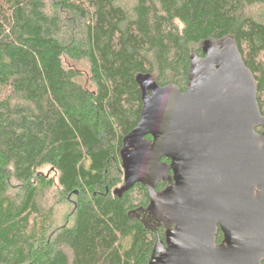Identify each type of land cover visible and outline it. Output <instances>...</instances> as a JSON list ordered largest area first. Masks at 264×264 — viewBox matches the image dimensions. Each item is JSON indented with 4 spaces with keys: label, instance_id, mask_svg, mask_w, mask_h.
<instances>
[{
    "label": "trees",
    "instance_id": "16d2710c",
    "mask_svg": "<svg viewBox=\"0 0 264 264\" xmlns=\"http://www.w3.org/2000/svg\"><path fill=\"white\" fill-rule=\"evenodd\" d=\"M227 39L264 116V0H0V264H151L171 226L136 216L146 180L123 190L138 77L185 92L191 56Z\"/></svg>",
    "mask_w": 264,
    "mask_h": 264
},
{
    "label": "water",
    "instance_id": "95a60500",
    "mask_svg": "<svg viewBox=\"0 0 264 264\" xmlns=\"http://www.w3.org/2000/svg\"><path fill=\"white\" fill-rule=\"evenodd\" d=\"M203 53L191 56L185 92L138 77L144 108L125 140L123 190L146 180L156 193L164 166L172 173L161 194L174 229L151 264H264V131H256L264 116L255 79L233 40L206 41Z\"/></svg>",
    "mask_w": 264,
    "mask_h": 264
},
{
    "label": "rangeland",
    "instance_id": "374dc122",
    "mask_svg": "<svg viewBox=\"0 0 264 264\" xmlns=\"http://www.w3.org/2000/svg\"><path fill=\"white\" fill-rule=\"evenodd\" d=\"M128 144V143H127ZM133 147L131 145L127 146L126 149H132ZM165 171L161 174L162 179L166 178L168 179V172L167 171V166H164ZM44 175L46 176H53L50 172L49 169H45L43 171ZM161 181V180H160ZM172 184V183H171ZM170 184V185H171ZM65 209L64 208H58L57 209V217L63 216V214L65 213ZM136 216H138L140 219H142L149 227L151 228H155L157 227L159 224L163 223L167 226H171V228L169 230L174 229V226L171 225L169 223V218L166 215L164 208H163V198H162V194H156L152 192V202H151V206L148 208V210L145 211H139L136 213Z\"/></svg>",
    "mask_w": 264,
    "mask_h": 264
},
{
    "label": "flooded vegetation",
    "instance_id": "af4514ba",
    "mask_svg": "<svg viewBox=\"0 0 264 264\" xmlns=\"http://www.w3.org/2000/svg\"><path fill=\"white\" fill-rule=\"evenodd\" d=\"M148 137H150V136H148ZM146 138H147V137H146ZM146 138H145V140H146ZM150 138H151V141H148V142H150V143H151V142H152V137H150ZM159 225H160V224H159ZM159 225H158V226H159Z\"/></svg>",
    "mask_w": 264,
    "mask_h": 264
}]
</instances>
